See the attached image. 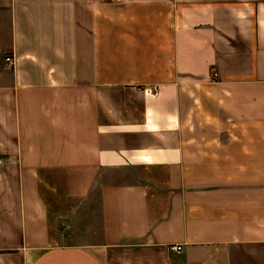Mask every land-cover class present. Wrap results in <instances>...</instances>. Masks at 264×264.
<instances>
[{
	"label": "crops",
	"instance_id": "1",
	"mask_svg": "<svg viewBox=\"0 0 264 264\" xmlns=\"http://www.w3.org/2000/svg\"><path fill=\"white\" fill-rule=\"evenodd\" d=\"M0 264H264V0H0Z\"/></svg>",
	"mask_w": 264,
	"mask_h": 264
},
{
	"label": "built area",
	"instance_id": "2",
	"mask_svg": "<svg viewBox=\"0 0 264 264\" xmlns=\"http://www.w3.org/2000/svg\"><path fill=\"white\" fill-rule=\"evenodd\" d=\"M6 61L9 64H13V58H6ZM169 249L173 252H180L182 250V246L181 245H171L169 246Z\"/></svg>",
	"mask_w": 264,
	"mask_h": 264
}]
</instances>
